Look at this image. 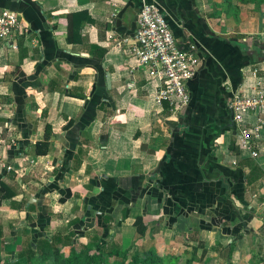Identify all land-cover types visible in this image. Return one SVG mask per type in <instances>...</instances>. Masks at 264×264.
<instances>
[{"label": "crops", "instance_id": "0c3cea01", "mask_svg": "<svg viewBox=\"0 0 264 264\" xmlns=\"http://www.w3.org/2000/svg\"><path fill=\"white\" fill-rule=\"evenodd\" d=\"M147 1L178 48L195 45L185 105L155 103L160 80L119 42L140 0H0L19 22L0 38V260L72 231L106 258L179 257L181 242L198 261L215 239L230 264L264 261V107L244 147L230 106L264 66V5Z\"/></svg>", "mask_w": 264, "mask_h": 264}, {"label": "built area", "instance_id": "2783aa9c", "mask_svg": "<svg viewBox=\"0 0 264 264\" xmlns=\"http://www.w3.org/2000/svg\"><path fill=\"white\" fill-rule=\"evenodd\" d=\"M19 27L14 12L0 9V38L10 37ZM129 44L126 54L134 60V66H147L148 74L160 80L154 93L155 103L167 101L172 106H182L188 101L184 82L191 78L198 65L195 45L185 49L175 44L172 33L160 7L152 1L140 0L136 13L135 29L130 38L119 40ZM250 93L233 92L230 106L232 118L239 129V144L248 147L249 139L256 135L262 120L256 116L257 109L264 107V66L250 71ZM252 115L253 122L245 125V117ZM3 138L0 132V146ZM251 155L255 152L251 150Z\"/></svg>", "mask_w": 264, "mask_h": 264}, {"label": "trees", "instance_id": "16d2710c", "mask_svg": "<svg viewBox=\"0 0 264 264\" xmlns=\"http://www.w3.org/2000/svg\"><path fill=\"white\" fill-rule=\"evenodd\" d=\"M240 1H252V0H237ZM259 4L264 5V0H259ZM136 231L138 234H142L143 227L141 224L137 225ZM104 240V239H103ZM99 238H94L90 244H77L73 239L72 231H67L66 236L55 238L54 236L46 237L41 234L31 238H26L24 242V248L15 254L13 258L0 260V264H109L105 260L104 242ZM60 247L62 249H60ZM66 247L69 249L67 250ZM93 248L91 252H89ZM226 248L225 263L230 264L229 254L231 250V243H228ZM65 249V250H63ZM171 257L167 264H180L175 263L174 258ZM165 256V258H169ZM50 258V261L48 260ZM125 255L122 256L119 262L116 264H164L163 257L158 256L154 252H149L143 256L131 255L128 260L125 261ZM193 259H195L193 257ZM192 257L186 259L183 264H189ZM173 262V263H172ZM205 264V263H202Z\"/></svg>", "mask_w": 264, "mask_h": 264}, {"label": "rangeland", "instance_id": "374dc122", "mask_svg": "<svg viewBox=\"0 0 264 264\" xmlns=\"http://www.w3.org/2000/svg\"><path fill=\"white\" fill-rule=\"evenodd\" d=\"M225 244L224 241H216L215 239L211 242L210 245H207L206 246V251L209 250V247L210 246V253H206L204 254L203 257H201L200 260H192L189 264H202V263H205V264H226L225 263V255H226V248H222V246ZM226 245V244H225ZM187 248L184 249L183 247V243H179V246H178V251H179V257H175L174 258V262L176 263H180V264H183V262L186 260V257L188 253H190L191 251H194L195 254H200L201 253V250H202V246H198V249H193L192 248V245H186ZM193 246H195L193 244ZM176 249V250H177ZM184 249V250H183ZM193 249V250H192ZM167 250V248H160V247H157L156 248V251L157 253H165V251ZM170 255V254H168ZM168 255H165V254H162L160 257L163 256V262L164 264H167V261L169 262L170 258H165V256H168ZM171 256H178V255H174L171 253ZM203 258V259H202ZM210 258V259H209ZM212 258V259H211ZM50 261V259H48ZM105 260L107 263L109 264H116L117 262L120 261V258L117 257V258H106L105 257ZM128 260V258L125 259V261ZM173 263V262H172ZM236 264H239L238 262ZM250 264V262H249ZM252 264H264V261H260L259 259H255L253 261Z\"/></svg>", "mask_w": 264, "mask_h": 264}]
</instances>
